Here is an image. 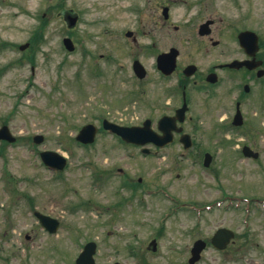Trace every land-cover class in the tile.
<instances>
[{
	"label": "rangeland",
	"instance_id": "rangeland-1",
	"mask_svg": "<svg viewBox=\"0 0 264 264\" xmlns=\"http://www.w3.org/2000/svg\"><path fill=\"white\" fill-rule=\"evenodd\" d=\"M106 2L0 0V127L8 126L16 138L13 144L0 142V264H74L90 241L97 246L96 264H188L193 242L209 240L219 227L234 232L233 242L224 251L206 247L196 264H264V204L259 201L264 197V101L245 107L253 139L241 138L242 131L232 129L234 107H228V98L221 101L224 107L217 98L195 101L182 126L204 143L201 150L211 155V164L204 168L203 156L197 154L176 159L161 177L166 182L159 180L168 184L171 202L144 197L150 203L142 209L125 190L123 195L132 200L128 207L123 201L104 206L116 200L114 191L120 183L101 175L102 185L97 186L95 172L128 168L136 178L150 175L158 164L132 158L107 132H99L88 148L74 141L83 125L100 128L102 119L121 125H141L150 119L155 129L161 116L177 108L160 107L154 98L160 86L149 58L139 59L150 70L151 80L133 75L125 32L138 34L140 45L154 40L161 50L181 48L183 58L193 49L187 23L196 10L192 6L208 3L207 14L218 20L214 38L222 42L227 60L243 54L237 44L239 30L256 33L264 44V0H177L170 23L160 18V29L151 25L150 0H126V5H133L132 12L111 11L110 23ZM64 11L79 13L77 30L67 29ZM43 15L47 21L43 37L31 45L34 33L42 34L38 30ZM76 34L87 54L64 50L62 38L74 41ZM25 43L29 47L20 51ZM100 54L109 59H100ZM198 60L202 65L207 62L200 55ZM140 88L147 92L144 102ZM34 135L44 141L34 144ZM245 145L259 154L257 160L243 157ZM44 150L66 156L67 167L61 172L45 168L38 156ZM237 197L257 201H250L247 212L246 204L228 203ZM221 199L223 203H216ZM205 203L208 208L195 206ZM34 210L57 218L58 232H44ZM153 239L155 252L149 245Z\"/></svg>",
	"mask_w": 264,
	"mask_h": 264
},
{
	"label": "flooded vegetation",
	"instance_id": "flooded-vegetation-1",
	"mask_svg": "<svg viewBox=\"0 0 264 264\" xmlns=\"http://www.w3.org/2000/svg\"><path fill=\"white\" fill-rule=\"evenodd\" d=\"M176 1L177 0H150V14L152 15L150 22L153 27L155 26L160 29V18H162L164 24L168 22L170 23L171 10ZM106 5L108 11H110L106 15L108 23L112 22L111 11L120 10L122 12L124 9L132 12L133 10V5L131 7L130 5H126V0H107ZM209 6L208 3H203L199 6L194 4L192 6V8H196V10L190 15L187 23L188 26L191 27L190 37L193 39L191 42L193 45H190V48L193 47V49L192 53L186 54L183 58L181 48L176 49L171 45L167 50H161V46L158 44L159 41L157 42L154 40L147 45H140L138 42V34H134L132 31H130L131 34L129 36L125 34L126 45L124 47L127 48L128 52L130 51L132 58L130 68L133 73V63L134 61H138L144 70V76L140 81L151 80L150 70L144 66L139 58L142 59L145 56L150 59L151 65H153V71H155L157 75L156 81L160 86L157 95L154 96V98L158 99L160 107H183L184 105L186 107H194V104L196 103L195 101L200 100L205 103L214 98L220 100V107H224L225 105H223L221 101L224 100V98H228V107H234L232 118L237 110H239L240 115L242 116L241 126L233 127L232 129L242 131L244 136H240L241 138L253 139L255 137V131H253L251 125L247 123L245 107H255L257 103L258 105H261L264 101V49L259 48L254 59L247 56L241 49V52L243 53L242 56L224 60L225 50L223 49L222 42L220 39L214 38L215 35L218 34V20L212 18V15L207 14ZM135 8L139 9L136 5ZM164 8H167L165 18L162 16V10ZM75 15L77 16V23L73 30L79 28L78 26L80 25L81 20L79 13H75ZM197 19L202 20L195 24ZM221 22L222 20L220 19V24ZM202 25L204 26L203 28H201ZM178 28V26H173L175 31H177ZM75 36L78 41L72 40L74 52L79 51L80 53L82 50L83 54H87L86 51L80 47L81 44L79 43L78 35L76 34ZM171 49H176L177 51L174 64L175 68L173 72L165 75L160 71L158 63H160L161 56L168 53ZM199 55L207 59L205 65L199 63ZM104 57L109 59L105 54L99 55L100 59H103ZM167 62L168 69L169 60H167ZM232 62L246 63L243 64V66H236V68L225 66ZM258 73L261 75L260 77L258 76ZM139 95L141 101L147 99L146 89L140 88ZM175 110L176 109L168 115H174ZM111 137L115 139L118 145L124 147L128 155H132V158L138 156L139 160L152 159L153 163L158 164V167H156L150 175H144L143 173L142 176L139 175L136 178L129 173L128 168L121 169L116 167L114 169L116 171L115 173L113 171H107V174L105 171L96 170L98 176L94 178V181L97 186L102 185V183L99 182L101 175H105L109 179V182L110 178L108 176L117 178L120 183L119 189L114 191L116 200L113 203L104 206H116L120 201H123L124 203H127L126 206L128 207L134 198L137 199V204L139 202L138 205L140 207L138 208L141 209L146 202L150 203L149 200L146 201L149 198L154 199L155 201L157 199V201L159 200L163 202L165 199L166 201L171 202L168 197V194L171 195V192L167 187L168 184H161L159 182L160 178L168 174L167 172L170 171L171 167L176 165V159L183 160L185 159V156L190 157L197 154L198 156H203L204 160L206 153L209 154L208 152L201 150L204 143H198L195 137L190 136V139H188L190 142L187 147H185L181 141V134H174L171 138V142L163 146H156L152 143L139 146L133 143H126L117 136L111 135ZM176 148H178L180 152L177 153ZM129 149H131L130 153L128 151ZM241 154L243 155L242 148ZM128 155L126 158L129 159ZM138 164L145 172L143 162ZM161 179L166 182V179ZM124 190L130 193V197H133L132 200L123 195ZM144 197L148 198L144 200ZM210 240L211 238L206 241L204 240L207 248H213L210 245Z\"/></svg>",
	"mask_w": 264,
	"mask_h": 264
},
{
	"label": "water",
	"instance_id": "water-1",
	"mask_svg": "<svg viewBox=\"0 0 264 264\" xmlns=\"http://www.w3.org/2000/svg\"><path fill=\"white\" fill-rule=\"evenodd\" d=\"M166 9H164L163 14L165 16ZM66 21L68 22V27H72L75 24V18L72 16H66ZM238 43L239 46L244 50V52L252 57H255V54L258 50V37L253 33L249 31L241 32L238 35ZM64 45L66 48L71 50V44L70 40L65 39ZM28 47V44L21 45L19 49L21 51L25 50ZM176 51H172L170 54L173 58L174 63V57H175ZM166 61V60H165ZM165 61H162V63H165ZM173 63L171 67V71L173 70ZM231 66L234 65L230 64ZM137 76L141 78V74H139V70H135ZM187 111V107H181L180 109L176 110L174 117H168L164 116L158 121V131L163 135L160 136L158 133L154 132L150 128V121L146 120L142 124V126L139 127H120L114 124H111L107 121H103V128L108 129L111 132L119 135L123 140L129 143L134 144H145L152 142L157 146H163L164 144L171 141L172 132H180L181 129H176V121L182 122L184 120V114ZM242 124V119L239 111L236 113L233 125L239 126ZM96 134V128L91 125H85L83 126L80 131L78 132L76 136V140L78 142H81L83 144L92 143L94 141V137ZM188 138V136H185ZM184 139L183 143L185 146L188 144V140ZM0 140L6 141L8 143H12L15 141V138L11 135L9 129L7 126H2L0 128ZM43 138L41 136H35L33 138V141L36 144L41 143ZM243 154L247 157L257 158L258 154L253 153L248 147H244L242 150ZM40 157L43 161V163L47 166H50L51 168L61 170L65 167V159L60 156L59 154L55 152L45 151L40 153ZM210 162V157L208 155L205 156L204 165L208 166ZM34 215L37 217L40 225L44 227L49 233H55L58 228V222L54 219H51L47 216L41 215L37 212L34 213ZM234 238V233L228 229L220 228L216 231L214 234L211 243L214 247H216L219 250H223L226 248V246L229 244V242ZM150 245L152 246V250L155 251L156 249V243L155 241H151ZM205 244L202 241L195 242L192 250H191V258L189 259V264H194L196 261L200 258V253L204 249ZM96 251V245L93 242L87 243L83 251L79 254L77 257L75 264H95L93 255Z\"/></svg>",
	"mask_w": 264,
	"mask_h": 264
},
{
	"label": "trees",
	"instance_id": "trees-1",
	"mask_svg": "<svg viewBox=\"0 0 264 264\" xmlns=\"http://www.w3.org/2000/svg\"><path fill=\"white\" fill-rule=\"evenodd\" d=\"M41 19H42V22H44V23L40 24L38 31L41 32L42 34L35 36L36 33H34L32 40H30L31 45L37 44L38 40H41V38L43 37L42 29L45 27V24L47 23V21L45 22V19L43 17H41Z\"/></svg>",
	"mask_w": 264,
	"mask_h": 264
}]
</instances>
